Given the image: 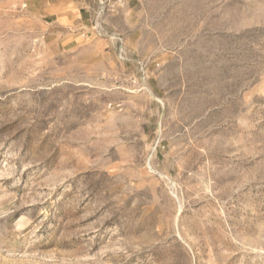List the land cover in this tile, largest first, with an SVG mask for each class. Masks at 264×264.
Wrapping results in <instances>:
<instances>
[{
  "label": "rangeland",
  "instance_id": "obj_1",
  "mask_svg": "<svg viewBox=\"0 0 264 264\" xmlns=\"http://www.w3.org/2000/svg\"><path fill=\"white\" fill-rule=\"evenodd\" d=\"M0 264H264V0H0Z\"/></svg>",
  "mask_w": 264,
  "mask_h": 264
}]
</instances>
